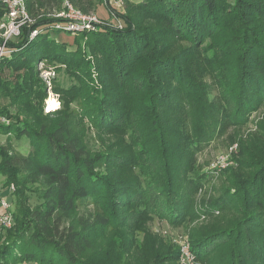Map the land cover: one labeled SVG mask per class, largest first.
Here are the masks:
<instances>
[{"label":"trees","instance_id":"trees-1","mask_svg":"<svg viewBox=\"0 0 264 264\" xmlns=\"http://www.w3.org/2000/svg\"><path fill=\"white\" fill-rule=\"evenodd\" d=\"M69 1L86 12L96 0ZM23 2L31 23L0 60V97L18 113L0 107V133L31 149L0 146V175L16 191L14 224L0 223V264H178L151 236L131 252L105 231L132 236L136 220L175 225L191 214L198 152L264 105V0H126L120 27L102 22L69 40L56 38L64 20L50 15L62 0ZM7 11L0 1V20ZM39 62L68 80L52 78L61 108L49 114ZM237 163L205 206L221 215L194 230L190 250L217 264H264V124Z\"/></svg>","mask_w":264,"mask_h":264},{"label":"rangeland","instance_id":"rangeland-1","mask_svg":"<svg viewBox=\"0 0 264 264\" xmlns=\"http://www.w3.org/2000/svg\"><path fill=\"white\" fill-rule=\"evenodd\" d=\"M126 0H122L121 3H117L115 0H96L92 9L84 12L87 14L95 15L102 23L118 24L120 21L115 20L117 14L123 12ZM97 24H95L96 26ZM93 29V28H91ZM90 29V30H91ZM80 33H77L78 35ZM73 34L62 33L56 34V38L60 40H69V37ZM75 35V33H74ZM39 79L46 86L45 97L40 101V107L44 114H49L57 111L61 108L60 93H56L52 86V78L55 77L57 81L63 85L68 83V80L62 73L58 74L52 67H46L43 62L38 63ZM53 71V75L51 71ZM2 76L10 80L11 84L16 83V77L14 73L8 69L2 71ZM50 95L57 98L54 104L55 106H49L48 100ZM21 99H24L22 97ZM33 96L31 102L34 101ZM9 97H0V107L8 109L9 114H17V104L9 107ZM17 110V111H16ZM5 114H0V122L7 123L8 120ZM264 124V105L256 112H254L248 120L246 126L237 130H228L219 140L211 143L207 147H204L202 151L198 152L195 161V167L198 169V177L201 179L197 191L195 193V199L192 204L191 214L185 216L178 224L171 225L167 220L158 215H150L147 218L136 220V229L133 235L130 236L123 231L113 235V229L105 231V235H109L115 240H121L120 244L130 248L131 252H138L137 245L147 236L153 237L155 248L166 252L172 250L177 254V263H180V241H187L190 247V238L194 230L202 228L205 224L209 223L214 216L221 215L219 209H206L209 199L215 200L219 197L225 186L228 185V178L230 172L238 166L237 159L241 157V152L246 145L248 137L254 133L260 125ZM3 145L8 152L17 153L21 155L28 154L31 146L26 137H16L14 133L4 134L0 133V146ZM243 146V147H242ZM1 159V156H0ZM4 176L0 175V188L1 192L5 195H0V198L6 197L9 205L14 209L15 199V187L12 183H3ZM30 204L34 205L37 201L34 196L29 198ZM2 210V207L0 208ZM79 213H73L72 218L67 222H75ZM224 218H230V215ZM138 223V224H137ZM14 221L11 222L9 228L13 226ZM139 227V228H138ZM125 232V231H124ZM190 237V238H189ZM128 249V248H127ZM135 254V253H134ZM133 255L129 256L128 261L136 262ZM195 255V254H194ZM129 262V263H130ZM21 264H35V263H21ZM187 264V263H185ZM192 264H217V258L215 255H209L204 259L196 258Z\"/></svg>","mask_w":264,"mask_h":264},{"label":"built area","instance_id":"built-area-1","mask_svg":"<svg viewBox=\"0 0 264 264\" xmlns=\"http://www.w3.org/2000/svg\"><path fill=\"white\" fill-rule=\"evenodd\" d=\"M8 6L7 14L0 20V60L3 55L9 52L8 42L17 37L20 33V29L23 25L31 23V19L25 9L23 0H0ZM117 3H121L122 0H115ZM55 18H62L64 21L55 24V28L61 29L62 32H77L83 30H90L95 24H100V20L93 15L82 12L75 8L69 0H62L61 9L50 14ZM121 24L118 23L117 27ZM37 33V30H31L29 32L30 38ZM51 74L53 75V71ZM54 101L53 95H50ZM56 103H51L49 106H55ZM1 190V188H0ZM0 205L3 211L0 213V223L4 226H9L12 222V215L10 212L11 206L9 205L6 197L0 198ZM180 245V263L192 264L195 261V255L190 250L187 241L183 240L179 242Z\"/></svg>","mask_w":264,"mask_h":264},{"label":"bare ground","instance_id":"bare-ground-1","mask_svg":"<svg viewBox=\"0 0 264 264\" xmlns=\"http://www.w3.org/2000/svg\"><path fill=\"white\" fill-rule=\"evenodd\" d=\"M54 102H55L54 99H52V97H50L48 100V104L51 105V103H54Z\"/></svg>","mask_w":264,"mask_h":264},{"label":"crops","instance_id":"crops-1","mask_svg":"<svg viewBox=\"0 0 264 264\" xmlns=\"http://www.w3.org/2000/svg\"><path fill=\"white\" fill-rule=\"evenodd\" d=\"M0 192H1V190H0ZM5 195V194H3V193H0V195ZM0 208H1V205H0ZM3 211V208H2V210H0V213Z\"/></svg>","mask_w":264,"mask_h":264}]
</instances>
